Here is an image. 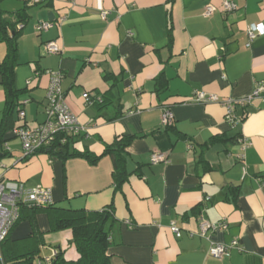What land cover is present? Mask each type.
Returning <instances> with one entry per match:
<instances>
[{"label": "crops", "instance_id": "0c3cea01", "mask_svg": "<svg viewBox=\"0 0 264 264\" xmlns=\"http://www.w3.org/2000/svg\"><path fill=\"white\" fill-rule=\"evenodd\" d=\"M223 1L0 0L7 33L19 28L13 85L26 102L19 107L22 119L18 108L12 111L15 126L46 120V71L59 70L80 126L72 147L100 156L95 164L45 152L23 158L12 129L1 135L6 95L0 74V179L49 187L53 208L112 205L105 224L112 264H264V94L236 108L241 120L235 125L225 121L220 103L195 101L198 91L244 97L264 82V34L251 41L247 34L249 25L264 27V0H231L232 11ZM207 5L214 10L205 17ZM41 22L50 26L37 31ZM53 40L59 53L45 50ZM7 52L0 32V64ZM157 76L165 84H155ZM165 109L174 117L170 126L161 119ZM129 135L135 136L126 148L130 174L118 188L113 160L102 153ZM155 152L166 161L152 162ZM51 214L20 209L3 245L7 264H44L57 251L65 255L71 230L54 229ZM222 220L226 229L198 234L203 222ZM233 239L240 249L208 254L212 243ZM25 256L32 259L24 262Z\"/></svg>", "mask_w": 264, "mask_h": 264}, {"label": "built area", "instance_id": "2783aa9c", "mask_svg": "<svg viewBox=\"0 0 264 264\" xmlns=\"http://www.w3.org/2000/svg\"><path fill=\"white\" fill-rule=\"evenodd\" d=\"M41 0H31L33 3H39ZM223 8L226 11L236 9V4L231 0H224ZM214 10L212 5H207L202 15L207 17ZM50 26L48 22H41L36 25V30L47 29ZM248 40L251 41L258 35L264 34V27L260 24L249 25L247 28ZM45 50L48 53H59L60 47L56 41H48L44 43ZM50 80L46 91L45 114L46 120L36 126L17 125L12 128V134L19 138L22 146V157L28 158L37 153L38 149L48 146L57 133H63L65 136L74 135L80 130L75 115L70 111L65 95L61 89V79L63 77L61 71L47 70ZM28 83V82H27ZM264 94V82L257 83L253 91L240 98L219 99L214 94H208L202 91L196 92L195 101L201 103L217 102L225 109L224 119L230 125L239 123V118L235 110L237 107H245L253 97ZM86 102L92 103L88 92L83 94ZM26 101H22L24 104ZM18 116L23 118L24 113L18 108ZM163 124H173V114L169 109H165L161 114ZM64 141V140H63ZM152 162L166 161L165 155L155 152L151 155ZM53 203L51 189L42 185L27 186L24 182L0 179V264H5L3 258L2 243L7 237L11 227L18 220L20 209L23 207L46 206ZM227 221L222 220L218 223L203 222L200 226L198 234L205 236L208 229H226ZM170 229L177 237L181 235L180 228L175 222L170 224ZM240 245L236 239L230 243H212L209 247L208 254L213 257H221L230 248H239ZM45 262H49L46 259Z\"/></svg>", "mask_w": 264, "mask_h": 264}, {"label": "trees", "instance_id": "16d2710c", "mask_svg": "<svg viewBox=\"0 0 264 264\" xmlns=\"http://www.w3.org/2000/svg\"><path fill=\"white\" fill-rule=\"evenodd\" d=\"M42 1L43 0H41L40 2ZM8 23L9 22L5 20L0 13V32L2 33V38L8 42L7 55L0 64L2 85L6 95V110L3 117V128L1 129V135L4 131L11 130L13 127H15L12 111L22 105V101L19 99L20 92L16 90L13 85V72L14 66L16 64V48L14 39L19 32V28H14L13 31L8 34L6 31ZM169 34V38L171 41L170 31ZM155 82V84L157 85L165 84V80L162 76H157L155 78ZM73 137V135L65 136L63 133H57L52 142L48 146L38 149L37 153L45 152L48 153L51 157H57L60 159H67L69 157L78 156L85 158L92 164H95L99 160L100 156L94 155L88 150L79 151L74 149L72 147V145L74 144ZM134 138L135 136L133 135L116 138L112 143L105 145L102 153V155H109L113 160V179L116 187L118 188L130 174L127 171L125 165L126 148ZM111 206L112 205H109L108 207L96 211L53 208V203L46 206L30 207L29 209L33 210L44 209L49 212H53V214L55 215V217L53 218V214H51V219H54L53 228L70 229L72 233V242L78 253V257L74 260H71L66 259L61 251H57L49 259V262H45L44 264H112L110 255L107 254L109 245V231L105 228L106 221L109 215L112 214ZM6 238L2 243V250ZM3 258L5 264H7V259H5L4 251ZM24 258L25 259L23 261L25 262L32 259V256H25Z\"/></svg>", "mask_w": 264, "mask_h": 264}, {"label": "rangeland", "instance_id": "374dc122", "mask_svg": "<svg viewBox=\"0 0 264 264\" xmlns=\"http://www.w3.org/2000/svg\"><path fill=\"white\" fill-rule=\"evenodd\" d=\"M14 140H16V143H15V148L17 149L16 151H19V150L21 151L22 146H21L20 139L17 138V137H15ZM75 253H77L76 252V249H75V246H74V244H71V248H69L68 250H66V253H65L64 257L67 258V259H69V258H75L76 257V255H74ZM70 256H72V257H70Z\"/></svg>", "mask_w": 264, "mask_h": 264}, {"label": "water", "instance_id": "95a60500", "mask_svg": "<svg viewBox=\"0 0 264 264\" xmlns=\"http://www.w3.org/2000/svg\"><path fill=\"white\" fill-rule=\"evenodd\" d=\"M0 156H1V153H0Z\"/></svg>", "mask_w": 264, "mask_h": 264}]
</instances>
